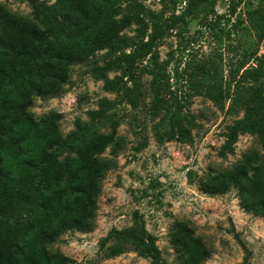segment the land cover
I'll return each instance as SVG.
<instances>
[{
	"label": "trees",
	"instance_id": "obj_1",
	"mask_svg": "<svg viewBox=\"0 0 264 264\" xmlns=\"http://www.w3.org/2000/svg\"><path fill=\"white\" fill-rule=\"evenodd\" d=\"M23 1L31 8L32 19L0 6V264L69 263L49 252L48 246L67 231L93 230L101 181L116 166L101 155L118 146L119 122L110 111L120 104L136 111L148 98L155 143L190 145L197 123L188 108L200 97L226 115L241 114L226 126L219 157L232 154L244 135L264 150V57L259 56L264 45V0L243 15H236L240 1L233 2L229 16H235L234 23L226 32L217 31L231 40L235 62L221 55L204 59L192 55L183 63H173L171 56L160 61L157 46L177 30L179 46L187 51L195 41L184 36L187 20L214 32L224 17L216 14L210 0H181L184 7L178 15L177 0H172L167 17L144 6L145 0ZM131 26L132 38L124 34ZM99 52L104 54L98 61L94 58ZM75 65L89 68L91 78L116 95L117 101L102 99L97 110L88 113L91 121L108 124V133L77 125L63 137L59 117L36 120L29 112L35 98L62 95ZM145 146L138 144L135 152ZM230 189L237 190L247 213L264 219V156L250 151L199 185L211 197ZM136 216L129 228L113 229L100 242L105 257L133 251L151 264H168ZM170 244L181 264H204L210 255L185 222L173 227ZM243 250L241 264H248L249 254Z\"/></svg>",
	"mask_w": 264,
	"mask_h": 264
},
{
	"label": "rangeland",
	"instance_id": "obj_2",
	"mask_svg": "<svg viewBox=\"0 0 264 264\" xmlns=\"http://www.w3.org/2000/svg\"><path fill=\"white\" fill-rule=\"evenodd\" d=\"M171 1L145 0L143 4L152 12L164 13L167 17L172 13ZM180 1L176 2V15L184 7ZM237 1L240 4L236 15L256 8L259 2L210 0L216 14L224 17L218 28L212 32L207 27H200L195 20H187L184 36L193 37L195 41L187 51L183 50L179 46L177 30H174L157 46L160 61L171 56L173 63H183L192 55L199 59L221 55L225 61L235 62L237 56L232 51L231 40L217 31L230 29L235 16L230 17L229 11L232 3ZM0 6L14 15L32 19L31 8L23 0H0ZM134 29L131 26L124 34L132 38ZM215 34L220 36L221 42ZM232 40L234 45L235 38ZM103 54L97 53L94 59L101 60ZM259 56L264 57V45L259 48ZM227 63L224 70H227ZM88 69L83 65L71 67L62 95L48 100L35 98L29 112L36 120L50 115L59 117L58 126L63 137L77 125H84L98 134L108 133V124L91 121L88 113L97 110L100 100L117 101V98L115 94L106 93L102 82L91 78ZM145 82L146 78H143ZM148 102L146 98L136 111L121 104L110 111L111 117L119 122L118 146L108 148L101 158L113 160L116 166L101 181L94 228L89 233L67 231L48 246V251L64 257L68 264H151L149 259L133 251L107 258L105 248L100 245L111 230L129 228L136 213L145 232L155 239L162 260L168 264H181L170 244V233L180 222L188 223L209 250L204 264H241L245 256L243 249L249 254L248 264H264V219L254 217L242 208L237 190L230 189L224 195L213 197L199 190L202 179L228 170L248 152L256 151L264 156L261 146L247 135L239 137L232 154L225 158L217 155L226 126L241 114L226 115L206 99L195 97L188 108L197 123V128L192 131L193 142L190 145L176 142L157 145L151 130L153 123L146 111ZM140 143L146 146L135 152Z\"/></svg>",
	"mask_w": 264,
	"mask_h": 264
}]
</instances>
